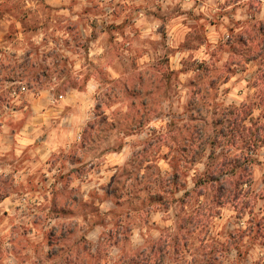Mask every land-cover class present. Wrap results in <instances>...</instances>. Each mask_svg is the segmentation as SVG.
<instances>
[{
    "label": "clouds",
    "instance_id": "clouds-1",
    "mask_svg": "<svg viewBox=\"0 0 264 264\" xmlns=\"http://www.w3.org/2000/svg\"><path fill=\"white\" fill-rule=\"evenodd\" d=\"M0 264H264V0H0Z\"/></svg>",
    "mask_w": 264,
    "mask_h": 264
}]
</instances>
